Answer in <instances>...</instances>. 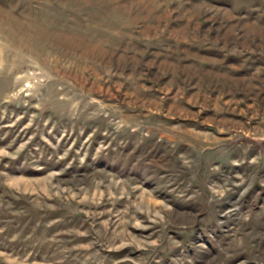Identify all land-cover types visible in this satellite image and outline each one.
Masks as SVG:
<instances>
[{
    "label": "rangeland",
    "instance_id": "rangeland-1",
    "mask_svg": "<svg viewBox=\"0 0 264 264\" xmlns=\"http://www.w3.org/2000/svg\"><path fill=\"white\" fill-rule=\"evenodd\" d=\"M0 264H264V0H0Z\"/></svg>",
    "mask_w": 264,
    "mask_h": 264
}]
</instances>
